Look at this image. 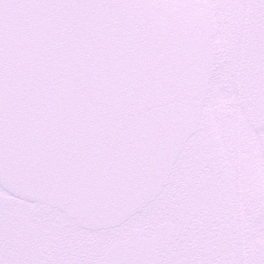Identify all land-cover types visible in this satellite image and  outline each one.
I'll use <instances>...</instances> for the list:
<instances>
[{
  "label": "water",
  "instance_id": "1",
  "mask_svg": "<svg viewBox=\"0 0 264 264\" xmlns=\"http://www.w3.org/2000/svg\"><path fill=\"white\" fill-rule=\"evenodd\" d=\"M7 1L0 0V15L20 7L21 0L10 5ZM105 1L122 10L126 29L88 25L124 46L117 61L106 54L102 60L99 50L88 49L83 59L64 64L66 74L59 78L40 65L37 100L32 115L26 113L33 124L23 127L32 125L26 137L30 140L18 150L0 147L4 188L21 198L57 206L92 228L120 224L160 193L197 130L213 47L212 0ZM21 15L15 17V27H21ZM142 21L140 32L133 31ZM150 25L143 35L141 30ZM121 65L124 71L116 76ZM95 99H103L113 111L124 102L121 115L103 117L115 126L128 125V142L121 148L95 136L76 115L70 118L74 111L85 117L84 103ZM72 122L77 123L74 132ZM168 237L161 230L152 251L153 241L133 236L118 245L111 264H155Z\"/></svg>",
  "mask_w": 264,
  "mask_h": 264
},
{
  "label": "flooded vegetation",
  "instance_id": "2",
  "mask_svg": "<svg viewBox=\"0 0 264 264\" xmlns=\"http://www.w3.org/2000/svg\"><path fill=\"white\" fill-rule=\"evenodd\" d=\"M231 4L226 13L239 25L235 28L237 49L229 54L219 50L223 58L216 64L218 84L221 83L217 95L220 101L231 99L222 106L219 104L216 113L221 116V127L218 132L213 130L220 167L208 141L207 124L211 115L204 117L201 138L190 145L194 155L206 162L205 170L213 172L218 168V188L200 199L198 203L206 205L204 208L198 209L190 203L185 210L190 225L182 230L177 227L176 238L163 258L164 264H253L260 254L253 250L252 241L257 223L261 224L258 230L264 233V78L256 69L257 55L264 68V27L256 23L252 32L249 20L253 16L264 18V13L258 0H231ZM224 81L229 83L226 89L222 88ZM232 127L237 129V138ZM218 201L223 203L222 211ZM259 208H262L260 212ZM37 217L41 218L37 221ZM74 226L56 210L0 194V264H52L51 256L56 264L93 263L101 245L97 248L95 238L86 237V231L77 232ZM123 230H117L116 236H121ZM68 234L78 240L73 253L84 256H67L61 261L58 257L69 252L64 246L56 245L50 235L60 240ZM85 239L95 245L89 252L80 248ZM194 242L197 251L192 248ZM258 246L264 251V244ZM228 247L230 251L224 250Z\"/></svg>",
  "mask_w": 264,
  "mask_h": 264
},
{
  "label": "rangeland",
  "instance_id": "3",
  "mask_svg": "<svg viewBox=\"0 0 264 264\" xmlns=\"http://www.w3.org/2000/svg\"><path fill=\"white\" fill-rule=\"evenodd\" d=\"M255 0H251V2H254ZM261 3V8H263V13H264V0H259ZM215 11H216V35L214 38V50H215V64H219L221 61L220 59L222 57V53L219 50H226V54L229 53H234L237 49V42L235 41L236 33L238 31L235 30L236 25L234 24V20L232 18L227 17V11L232 7L231 0H215ZM261 19L256 18V16H253L249 20V27L250 30L253 32L256 28L254 24L256 23H261L264 27V18L260 16ZM262 50V48H261ZM219 68H214L213 73V78L215 79V85H214V94H211L210 101L207 104L206 107V116L209 117L211 115V122L214 124L216 132L219 131L220 123H221V116L217 115L216 112H219V104L224 105L227 101L231 102L230 98H226L220 101V97H218V93L221 87V83L218 84V75H219ZM226 89L229 86V83L227 81H224L222 84V88ZM224 90V89H223ZM215 115V116H212ZM204 165H206L204 162L201 161L199 157H192L191 153L185 152L181 159L179 160L175 172L171 178L172 180H176L180 177H183L184 180H186L189 183H193L196 186L200 188V192L198 193L201 196H205L206 192L208 190L214 189L218 187L219 184V177L216 172L213 173H208L207 171L204 172ZM189 167V173L184 176L180 175V173L183 172L184 169H187ZM168 200H164L163 203L158 204L157 206L152 205L148 212H145L144 216L141 218H145L144 222L145 224L144 227H146L148 230L150 227H153L158 224V222H162L167 220L164 216H170L167 215V211L169 210L168 208ZM148 213V214H147ZM151 214H153L154 218L156 219H150ZM176 216L182 218L183 224L178 223V227L181 228L184 225V217L183 213L180 210L179 215L175 213ZM150 215V216H149ZM158 217V218H156ZM41 217H37V221ZM257 231L253 235L255 236V239L252 241V247L254 248L253 250H257L259 255H257L253 259V264H264V259H263V253L262 251H259L258 244H264V233L261 232V230H258V228L261 226L260 223H257ZM261 228V227H260ZM72 234V233H71ZM71 234H68L67 236L60 237V240H57L56 235H50L54 241H56V245H61L65 247V251L69 252L68 255H65L64 257H58L61 261H64L67 256H81L83 257L84 255H77L74 254L73 251L76 248V242L78 240H74L71 237ZM43 235V234H42ZM89 245V242L85 239L82 245H80V248H86V246ZM225 243L222 241V246L224 247ZM79 247V246H78ZM55 257V256H54ZM56 264V262L53 261L52 256L50 257V263Z\"/></svg>",
  "mask_w": 264,
  "mask_h": 264
},
{
  "label": "bare ground",
  "instance_id": "4",
  "mask_svg": "<svg viewBox=\"0 0 264 264\" xmlns=\"http://www.w3.org/2000/svg\"><path fill=\"white\" fill-rule=\"evenodd\" d=\"M202 19H204V17H202ZM71 127H72V130L73 132L77 130V123L76 122H72L71 123ZM75 127H76V130H75Z\"/></svg>",
  "mask_w": 264,
  "mask_h": 264
}]
</instances>
